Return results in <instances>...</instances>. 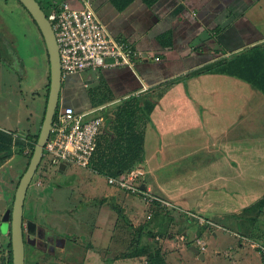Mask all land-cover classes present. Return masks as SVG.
Instances as JSON below:
<instances>
[{"label":"crops","instance_id":"1","mask_svg":"<svg viewBox=\"0 0 264 264\" xmlns=\"http://www.w3.org/2000/svg\"><path fill=\"white\" fill-rule=\"evenodd\" d=\"M38 1L49 10L63 3L80 9L88 1L115 39L159 58L139 62L134 69L123 65L88 71L82 87L68 80L61 92L64 105L79 111L92 107L90 89H102L115 99L99 104L105 112L133 94L160 90L203 66L264 44V0ZM96 116L105 121L104 113ZM132 169L144 172L139 183L146 186L143 191L186 208L190 215L239 214L236 198L264 197V94L221 73L180 79L158 99L145 128L142 161ZM13 183L0 176V212L11 204ZM120 191L113 188L109 197L111 203L120 199L116 205L127 215ZM162 202L159 206L167 209ZM217 208L220 213H214ZM3 235L0 220V239Z\"/></svg>","mask_w":264,"mask_h":264},{"label":"rangeland","instance_id":"2","mask_svg":"<svg viewBox=\"0 0 264 264\" xmlns=\"http://www.w3.org/2000/svg\"><path fill=\"white\" fill-rule=\"evenodd\" d=\"M31 18L18 0H0V38L6 52L0 58V128L23 136L36 135L41 130L50 74L46 45ZM89 73L74 76L67 84L82 87ZM62 97L59 107L64 105ZM29 152L28 149L23 154L14 153L0 171L1 177L14 180L10 185L11 204ZM43 162L28 190L25 216L59 232L68 244L65 250L57 249V258L41 255L38 264H147L146 257L134 255L140 245L137 236L142 227L152 231L153 236L146 232L140 243L161 247L167 264H264V207L243 213L261 198L253 200L254 195L236 198L234 203L239 205L240 213L235 216L214 218L212 212L202 215L207 217L190 215L186 208L177 209L171 203L170 213L157 206L162 211L154 217L155 203L150 201L157 196L155 193L148 199L121 190L118 198L125 200L126 215L116 207L120 199L111 203L109 193L115 187L107 183V176L81 167H70L66 173H60L51 166L45 169ZM219 197L223 200L225 196ZM5 212L2 208L1 221ZM220 212L221 208L214 211ZM8 244L9 235H3L0 256L3 252L7 254ZM191 246L201 249L205 260Z\"/></svg>","mask_w":264,"mask_h":264},{"label":"built area","instance_id":"3","mask_svg":"<svg viewBox=\"0 0 264 264\" xmlns=\"http://www.w3.org/2000/svg\"><path fill=\"white\" fill-rule=\"evenodd\" d=\"M47 17L53 26L59 46L63 83L88 71L123 65L134 69L139 62L159 59L127 42L115 39L88 1L80 9L68 3L52 7ZM104 109L103 105L82 111L73 105L58 106L50 136L44 147V165L57 169L62 165H65L66 169L89 168L104 124V118L96 115ZM144 175L142 170L132 169L124 177L110 176L107 180L111 186L149 199L151 192L143 191L139 184ZM153 200L159 198L153 196L150 202ZM162 204L173 206L164 201ZM0 264H8L3 261L2 256Z\"/></svg>","mask_w":264,"mask_h":264},{"label":"trees","instance_id":"4","mask_svg":"<svg viewBox=\"0 0 264 264\" xmlns=\"http://www.w3.org/2000/svg\"><path fill=\"white\" fill-rule=\"evenodd\" d=\"M146 1L149 4H154L158 0ZM43 9L46 12V8ZM33 23L36 24L34 20ZM2 42L3 41L0 38V58H2V56L6 53L3 50ZM210 72L226 74L242 79L256 87L260 92L264 94V44L251 47L232 57L217 60L212 64L203 66L187 74L185 77L176 78L171 83L167 84L165 88H162L160 90L154 88L149 89L148 91L140 92L138 94H133L126 99L121 100L118 104L112 105L111 108H109L106 113H104L105 121L98 136V147L91 160V169L96 170L101 175L124 177L126 172L139 165L142 161L144 151L145 128L146 125L151 122V113L154 110L158 99L161 98L169 88L179 82L180 79L184 80L187 77L199 76ZM50 78L51 77L49 74V88L46 96L47 101L50 90ZM100 94H102V96H100ZM88 95L91 99L92 105L102 104L107 100H115L110 95L104 94L102 89H90L88 91ZM39 133H37L36 135L23 136L17 134L15 131L4 130L0 128V167L3 166L8 160H10L13 157L14 153L23 154L29 149L30 152L27 153L29 161L23 172L24 174L33 156ZM44 168L47 169V166ZM140 196L143 197L142 195ZM158 203V200H153L151 203L154 204V217H158L160 215V211H162L159 209V207H157L159 206ZM263 207L264 197H262L254 205L245 208L243 210V213L257 208L262 210ZM118 209L119 212L123 213V210H121L120 207ZM171 209L172 207H168L167 209L163 210V212L170 213ZM141 229L142 231H139L137 236V241L140 245L135 248L136 250L134 252V255L146 257L147 264H167L164 252L161 247H159L158 245L152 246L148 243H140L142 242V239L146 232L149 236H153L152 231L146 230L145 227H142ZM8 235V251L7 254L6 252H3L2 259L3 261H7L8 264H13L11 234L9 233Z\"/></svg>","mask_w":264,"mask_h":264},{"label":"water","instance_id":"5","mask_svg":"<svg viewBox=\"0 0 264 264\" xmlns=\"http://www.w3.org/2000/svg\"><path fill=\"white\" fill-rule=\"evenodd\" d=\"M28 11L34 22L37 24L44 39L50 62V90L47 101L46 112L42 127L36 142L30 164L20 179V183L15 193L14 202L10 204L2 217L1 232L11 234V244L13 252V264H25V240H24V211L28 190L34 176L43 160L44 147L50 136L54 117L59 106L61 92L63 88L62 69L60 62L59 46L55 31L49 21L46 12L38 0H18ZM66 169L65 165L60 166V171ZM141 188L146 190V186ZM191 250L202 260H205L204 253L195 246Z\"/></svg>","mask_w":264,"mask_h":264},{"label":"flooded vegetation","instance_id":"6","mask_svg":"<svg viewBox=\"0 0 264 264\" xmlns=\"http://www.w3.org/2000/svg\"><path fill=\"white\" fill-rule=\"evenodd\" d=\"M25 213L24 211L25 264H30L31 261L38 264V258L43 254L57 258V249L65 250L67 239L59 232L45 228L31 218L26 219Z\"/></svg>","mask_w":264,"mask_h":264}]
</instances>
